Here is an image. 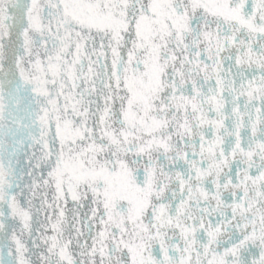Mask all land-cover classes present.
<instances>
[{"label": "snow or ice", "instance_id": "obj_1", "mask_svg": "<svg viewBox=\"0 0 264 264\" xmlns=\"http://www.w3.org/2000/svg\"><path fill=\"white\" fill-rule=\"evenodd\" d=\"M0 264H264V0H0Z\"/></svg>", "mask_w": 264, "mask_h": 264}]
</instances>
